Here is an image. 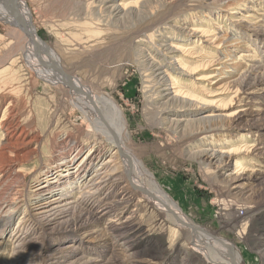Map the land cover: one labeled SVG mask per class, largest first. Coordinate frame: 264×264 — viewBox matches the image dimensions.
<instances>
[{
  "label": "rangeland",
  "instance_id": "obj_1",
  "mask_svg": "<svg viewBox=\"0 0 264 264\" xmlns=\"http://www.w3.org/2000/svg\"><path fill=\"white\" fill-rule=\"evenodd\" d=\"M23 1L37 35L58 57L64 71L79 79L90 94L106 96L120 108L128 134L127 148L154 175L160 187L187 218L208 237L219 236L238 246L245 264H264L261 254L264 246H257L264 228V161L256 156H239L243 168L239 172L250 176L252 173L249 171H260L259 179L253 182L241 179L233 184L217 165L201 153L206 148L203 144L209 142L215 147L228 146L227 149L244 143L264 148V84L253 91L256 96H250L245 102L238 103L239 97L234 98L237 105L231 112L250 108L249 116L239 120L233 114L213 123V126L186 128L183 124L170 127L163 122L164 110H181V106L176 102L167 103V99L158 96L159 89L154 79L157 69L154 65L164 63L171 55L168 51L170 42L175 46H191V43L183 44L182 40H189L190 26L198 25L200 28L202 23L197 20L193 24L189 20L212 10L217 0H118L117 3L105 2L107 0ZM248 3V7L255 3L254 18L246 25L247 28H240L239 48L226 52L229 60L237 66V71L227 80L232 81L231 89L239 88L240 93L251 92L249 89L252 86L264 80V0H250ZM233 10L227 9L228 12ZM167 21L172 22L170 24L174 28H164L163 24ZM218 22L225 30L237 28L228 15ZM208 24L210 22L207 26L214 29V25ZM22 34L19 33L17 39L20 42L24 41ZM17 40L14 28L0 20V56L7 55ZM236 43L231 42L226 47ZM247 44L251 48L245 46ZM237 55H241L240 59L234 60ZM24 60L21 58L15 63L14 71L6 72V75L0 73V87L3 80L9 81L7 90L0 88V102L3 95L15 96L22 119L27 122L29 117L34 129L42 136V154L31 161V167L36 166L40 170L44 161L52 156L59 136L67 133L81 138L91 133L92 129L84 114L75 106L67 85L53 78H50L51 82L43 80L33 73L34 66ZM248 65L259 69L250 70ZM6 68H0V71ZM227 69L234 70L233 67ZM228 76V73L223 75ZM11 84L13 88L14 85L15 89L19 88L13 92ZM249 102L250 105L240 107ZM6 107L7 104L2 109ZM101 163L95 165L90 175L97 171ZM117 167L118 174L113 179L127 173L121 158ZM36 177L39 182L31 178L26 184L28 196H32V192L44 182V175L39 173ZM87 178L71 189L68 202L75 203V197L88 191L84 190ZM239 185L241 187L236 189ZM132 191L139 192L135 188ZM112 193L101 188L93 202V209L82 206V213L71 210L68 216L55 224H58L55 230L46 235L41 224L29 222L23 230L24 235L28 232L26 239L15 243L13 234L25 216L23 208L9 226L7 242L0 250V264H17L16 259L21 256L25 260L20 264H205L194 246L193 236L183 232L177 223L168 221L169 218L162 217L159 210L144 200H135L125 211L116 206L117 213L114 211L97 218V200L113 203L116 198ZM52 196L54 193L47 198ZM120 212L123 214L115 217ZM131 213L137 216L134 223H139V231L123 239L115 238L119 233L109 231L110 219L121 218L125 222ZM79 220L90 224L78 232L72 223ZM70 229L76 233L64 238V231ZM124 243L136 246L122 251ZM19 244L27 247L16 249ZM74 245L76 251L69 248ZM65 250L66 256H61Z\"/></svg>",
  "mask_w": 264,
  "mask_h": 264
},
{
  "label": "bare ground",
  "instance_id": "obj_2",
  "mask_svg": "<svg viewBox=\"0 0 264 264\" xmlns=\"http://www.w3.org/2000/svg\"><path fill=\"white\" fill-rule=\"evenodd\" d=\"M117 1L107 0L105 2L117 3ZM249 1L217 0L216 2L215 0L216 3L212 10L204 15H197L196 19L189 20L193 24L197 20L202 23L200 28L197 27L198 25L190 26L188 30L189 40H182L183 44L191 43L192 45L190 44L189 47L175 46L173 42H170L168 51L171 55L168 60L154 65V68L157 67L154 77L159 89L157 95L164 100L167 99V103L176 102L181 106V110L166 111V109L163 111V122L166 125L177 127L183 124L186 128L200 127V125L213 126V123L232 117L233 114L238 116L239 120L250 115V108L238 110L237 113L231 112L237 105L234 103V98L239 97L238 103H241L249 100L250 96H256L253 91L258 86L263 85L264 80H260L257 85L252 86L249 93H240L239 88L231 89L230 83L232 81L228 82L227 79H230L233 72L237 71V66L233 60H229L226 53L231 48H233L232 50L239 48L240 38H238V34H242L239 30H241L240 28H247L246 25L254 18L253 12H256V6L254 3L248 7ZM118 8L124 9L122 6H118ZM228 8L235 11L228 12ZM227 15L232 20L233 25L237 27L232 28L231 31L222 28L218 22ZM0 20L14 28L16 40L19 38V33L24 34L23 42L17 40V43L10 47L11 50H8L7 55L0 56V68L7 67L0 73L6 75V72L14 71L16 62L21 58L28 60L34 66L35 72L33 71V73H36L43 80L51 82L50 78H53L56 82L67 85L73 96L75 106L84 114L92 129L91 133L88 132L85 137L81 138L67 133L59 136L58 145L54 148L52 156L44 161L40 170H37L36 166L31 167V161L42 154V136L34 129L29 117L26 118L27 122L22 119L21 112L16 107L15 96H2L0 105L5 106L7 104V107L2 109L0 106V250L1 246L7 242L11 222L23 208H25V216L18 223L13 234L15 243H21L26 239L28 232L24 235L23 230L29 222L41 224L43 233L46 235L53 232L58 226L55 224L68 216L71 210L82 213L84 210L82 206L93 209V202L97 199L96 195L101 192V188H105L113 191L112 194L116 200L113 203L97 200V218L112 214L116 206L122 207V210L125 211L135 200L138 202L144 200L159 210L162 217L169 218L168 221L170 220L173 224L177 223L183 228V232H188L193 236L194 246L198 249L197 252L200 253L205 264H245L238 246L219 236L208 237L200 231L182 212L178 204L160 187L154 175L130 152L126 146L128 134L120 108L106 96L90 94L79 79L64 71L57 59L58 57L49 50L37 35L23 0H0ZM208 22L214 25V29L207 26ZM170 23L172 22H165L164 28L168 30L174 28ZM236 41V44L226 47L227 44ZM201 45L202 48H200ZM245 46L251 48L248 44ZM250 48L249 50H252ZM12 52L13 55H11ZM240 56H235L234 60H239ZM231 61L233 62L230 63ZM230 67H233L234 70L227 69ZM249 68L250 70L259 69V67L254 69L255 66ZM226 73L229 76L223 77ZM3 81L4 83L2 82L3 85L0 88L6 89L9 81ZM190 83L193 85L190 86ZM12 86L11 84L10 88L13 92L19 88L15 89V85L14 88ZM241 95H246V97ZM248 105L250 102L242 104L240 107ZM160 112L162 113V110ZM203 146L206 148L202 150V155L217 165L223 171L222 174L229 178L225 179L231 183L235 184L241 179L249 182L259 179L257 176L260 171H249L252 173L250 176H245L247 175L244 174L245 172H239L243 168L238 157L241 155L256 156L264 161V148H259L258 145L248 146L247 143L234 149H227L228 146L215 147L210 142L204 143ZM110 150L112 156L109 155ZM120 158L127 173L113 179L118 174L116 173L118 171L117 162ZM99 162H102L100 167L90 175L91 170ZM233 162L234 164H231ZM39 173L44 175V182L32 192V196H28L25 191L26 184L29 179L31 181V178H34L35 182H39L36 177ZM87 176L88 183L84 190L88 191H83L82 196L75 197L77 199L75 203L68 202L67 198L70 196L71 189L75 188ZM97 187L96 191H92ZM240 187L239 185L236 189ZM132 188L138 189L139 192L132 191ZM53 193L54 196L48 199L47 196ZM124 211L122 212L124 213ZM123 213L120 212L115 217H119ZM135 218L137 216L131 213L129 220L125 222H122L121 218L118 220L110 219L109 231L119 233L115 238L120 237V239L127 237L132 232H138L140 226L139 223H134ZM72 224L79 232L90 222L79 220ZM262 231V238L257 243L260 248L264 246V228ZM73 232L76 233L73 229L66 230L63 237L65 238V235ZM115 245L121 246L120 243H115ZM124 246H122V251L132 250L136 245L124 243ZM26 247L27 245L19 244L16 249ZM69 248H74L72 251L77 249L76 245L69 246ZM64 252L67 251L61 252V256H66ZM261 254L264 260V251ZM184 259L188 260V258ZM16 260L18 261L17 264H20L25 258L21 256Z\"/></svg>",
  "mask_w": 264,
  "mask_h": 264
}]
</instances>
